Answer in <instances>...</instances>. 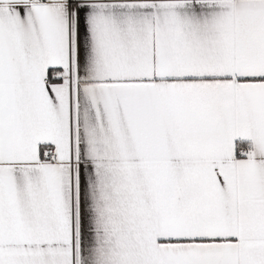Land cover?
I'll list each match as a JSON object with an SVG mask.
<instances>
[{"label":"snow or ice","instance_id":"1","mask_svg":"<svg viewBox=\"0 0 264 264\" xmlns=\"http://www.w3.org/2000/svg\"><path fill=\"white\" fill-rule=\"evenodd\" d=\"M0 264H264V0H0Z\"/></svg>","mask_w":264,"mask_h":264}]
</instances>
